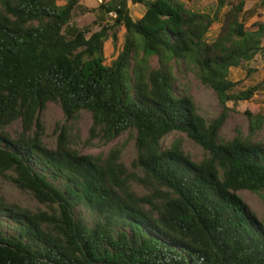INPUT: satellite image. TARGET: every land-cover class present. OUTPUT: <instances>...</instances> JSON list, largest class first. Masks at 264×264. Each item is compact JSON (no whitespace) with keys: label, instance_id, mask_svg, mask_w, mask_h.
I'll return each instance as SVG.
<instances>
[{"label":"trees","instance_id":"trees-1","mask_svg":"<svg viewBox=\"0 0 264 264\" xmlns=\"http://www.w3.org/2000/svg\"><path fill=\"white\" fill-rule=\"evenodd\" d=\"M129 2L146 8L141 18ZM225 5L218 0L209 13L181 0H100L97 9L81 0H0V175L45 207L0 201V264H264V222L238 194L264 193V144L221 137L229 104L264 88L262 80L237 90L229 76L264 52V25L247 30L239 0L215 41H205ZM77 9L98 14L80 27ZM108 39L117 50L110 61ZM185 60L215 91L224 108L217 118L179 91L174 66ZM50 103L66 120L90 112L89 138L104 146L132 134L130 167L119 145L105 157L81 153L64 127L47 146L40 131ZM244 113L254 132L264 116L248 106ZM17 121L23 131L13 137L4 129ZM173 131L199 144L202 157L181 139L165 146Z\"/></svg>","mask_w":264,"mask_h":264},{"label":"rangeland","instance_id":"rangeland-1","mask_svg":"<svg viewBox=\"0 0 264 264\" xmlns=\"http://www.w3.org/2000/svg\"><path fill=\"white\" fill-rule=\"evenodd\" d=\"M187 7L196 11H204L214 13L218 6V0H181ZM239 0H227L225 5L219 11V21L214 23L207 34L204 36L205 41L212 43L217 38L225 12L233 3ZM84 7L93 9L100 2L99 0H81ZM130 12L134 19H139L143 13V5L135 6L129 2ZM145 9V7H143ZM75 11L73 22L78 26H84L94 21V16L91 12L83 13ZM114 15V13L112 14ZM242 20L246 22L247 30H256L258 27H251L253 23H262L264 25V5H259L258 0H245L244 12L241 15ZM119 41L118 49L121 48L125 40V29L118 30ZM261 45L264 46V36L261 38ZM117 50L114 49L111 39L105 43V53L110 61L117 55ZM156 62V58L152 59V63ZM174 71L177 77L178 89L182 94H186L195 102L199 112L207 119L212 120L217 118L224 110L223 106L217 99L216 93L211 88L203 85L199 79L197 69L189 60L178 62L174 66ZM230 78L237 82V90H242L250 87L252 84L264 80V52H259L252 61L243 64L240 67H232ZM232 107L228 110V117L221 130V137L225 140L232 139L234 136L241 134L242 136L251 135L253 141L264 144V118L259 127L252 132L251 122L249 117L244 113L245 106L251 109L253 114L260 113L264 116V88L260 89L248 103L240 105L229 104ZM43 121V130L40 131L43 142L49 147H55L58 134L61 132V127L69 132L70 142L85 154L107 156L111 147L119 145L123 149L122 161L130 167L131 161L135 157V146L133 135L126 132L119 136L113 142L102 145L98 138L90 139V127L92 117L90 112L82 111L77 118L66 120L61 108L54 103L48 104L47 108L41 117ZM5 132L13 137L19 136L23 127L20 121L12 123L4 129ZM32 135V132H31ZM183 140V149L188 152L194 159H200L203 155L202 147L192 140L186 133L182 131H173L164 139L165 146H170L175 140ZM135 190L139 194L147 193V190L142 186L135 185ZM238 194L245 203L256 213L258 218L264 222V193L258 194L249 190H240ZM0 201L10 205H18L28 207L34 210L45 208L41 205L30 193L21 191L17 188L8 177L0 175Z\"/></svg>","mask_w":264,"mask_h":264},{"label":"crops","instance_id":"crops-1","mask_svg":"<svg viewBox=\"0 0 264 264\" xmlns=\"http://www.w3.org/2000/svg\"><path fill=\"white\" fill-rule=\"evenodd\" d=\"M99 2H100V0H99ZM100 4V3H99ZM99 4L96 6V7H94L95 9H97L98 8V6H99ZM140 4H137V5H135V6H139ZM144 7V6H143ZM142 7V9H143V13L141 14V17L144 15V13H145V11H146V8L144 9ZM93 8V9H94ZM78 11H81V10H78ZM82 12V11H81ZM89 12H91V11H89ZM85 13H86V11H85ZM92 14H93V16H94V19L96 18V15L98 14V12H91ZM130 14H131V12H130ZM133 17V16H132ZM140 17V18H141ZM134 18V17H133Z\"/></svg>","mask_w":264,"mask_h":264},{"label":"built area","instance_id":"built-area-1","mask_svg":"<svg viewBox=\"0 0 264 264\" xmlns=\"http://www.w3.org/2000/svg\"><path fill=\"white\" fill-rule=\"evenodd\" d=\"M114 12H111L110 14L112 15ZM112 16H115V13H114V15H112Z\"/></svg>","mask_w":264,"mask_h":264}]
</instances>
